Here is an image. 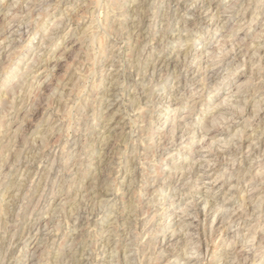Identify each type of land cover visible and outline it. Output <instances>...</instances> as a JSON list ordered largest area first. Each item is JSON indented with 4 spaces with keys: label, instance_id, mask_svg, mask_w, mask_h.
I'll return each instance as SVG.
<instances>
[{
    "label": "rangeland",
    "instance_id": "obj_1",
    "mask_svg": "<svg viewBox=\"0 0 264 264\" xmlns=\"http://www.w3.org/2000/svg\"><path fill=\"white\" fill-rule=\"evenodd\" d=\"M0 264H264V0H0Z\"/></svg>",
    "mask_w": 264,
    "mask_h": 264
},
{
    "label": "bare ground",
    "instance_id": "obj_2",
    "mask_svg": "<svg viewBox=\"0 0 264 264\" xmlns=\"http://www.w3.org/2000/svg\"><path fill=\"white\" fill-rule=\"evenodd\" d=\"M135 33H136V32H135ZM158 58H159V57H158ZM171 59H172V58H171ZM164 60H165V59H164ZM110 119H111V118H110ZM220 152H221V151H220ZM219 158H220V157H219ZM202 201H203V200H202ZM208 213H209V212H208ZM180 232H181V231H180ZM166 237H167V236H166ZM167 239H168V238H167ZM165 241H166V240H165ZM245 258H246V257H245ZM245 258H244V259H245Z\"/></svg>",
    "mask_w": 264,
    "mask_h": 264
}]
</instances>
